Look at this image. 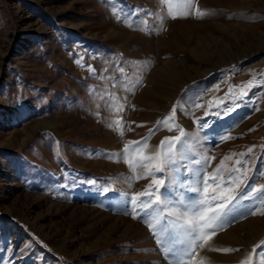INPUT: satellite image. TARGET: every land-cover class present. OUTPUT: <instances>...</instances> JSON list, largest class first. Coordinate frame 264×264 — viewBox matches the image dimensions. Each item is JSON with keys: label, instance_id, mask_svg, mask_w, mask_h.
I'll return each mask as SVG.
<instances>
[{"label": "rangeland", "instance_id": "1", "mask_svg": "<svg viewBox=\"0 0 264 264\" xmlns=\"http://www.w3.org/2000/svg\"><path fill=\"white\" fill-rule=\"evenodd\" d=\"M169 3L175 19L161 0H0V264H168L127 214L152 177L106 153L143 140L127 156H151L175 125L180 158L157 173L169 207L183 211L184 165L201 156L211 173L253 148L247 183L264 186V0ZM254 203L239 200L196 261L240 264L264 241Z\"/></svg>", "mask_w": 264, "mask_h": 264}, {"label": "snow or ice", "instance_id": "2", "mask_svg": "<svg viewBox=\"0 0 264 264\" xmlns=\"http://www.w3.org/2000/svg\"><path fill=\"white\" fill-rule=\"evenodd\" d=\"M193 0H187L190 6ZM162 4H167L169 7L170 18H177L171 15V4L169 0H161ZM206 13L198 11L195 13L202 18ZM183 15L187 16L188 13ZM131 26V25H130ZM81 63V61H77ZM90 71L94 69L89 66ZM123 71V69H121ZM250 89L255 86L253 81L247 82ZM243 95H247L246 91H241L240 99ZM176 106H173L172 114L165 117L158 124L167 125L170 120H175ZM207 114V113H206ZM176 129L181 133L179 136L165 137L160 141V148L155 154L151 156L141 157L139 148H136L137 155L129 159L127 156L129 147L131 145H140L146 143L144 141H131L125 145L123 153L107 154L115 155L117 157L124 155L125 162L135 172L137 167L145 169L144 176H151L152 180L145 190L134 194L130 199L131 212L133 218H143L147 227L152 231L156 239L157 245L166 257H171L168 264H203V262L196 261L198 249L205 248L211 239L217 234V230L223 228V219L234 210L235 205L241 199L258 200L259 203H254L253 210L248 212V215H264V186L255 187L247 183L248 173L251 171L247 167L248 161L243 157L249 155L253 148H249L247 153H241L242 159L236 161V166L225 169L224 161L220 162L215 170L211 173L207 172V167L214 157L201 156L199 159L189 161L184 165L185 174L190 179L183 180L179 183V188L183 192L179 195V204L183 205V211L178 207H169L173 201L167 198V194L172 192V188L166 186L165 179L158 178L157 173L171 174L174 166L177 164L180 154L177 152V144L181 142L185 133L179 125H175ZM170 131L172 129H169ZM151 129L149 132L151 133ZM251 131V129H250ZM123 133H121V136ZM231 136H223L221 140L231 139ZM147 138H144L146 140ZM255 147V146H253ZM230 157H225L229 159ZM241 165L244 166V171L241 173ZM178 172L179 170L176 169ZM229 173L228 178H223V172ZM264 176V171L260 173ZM135 179L142 178L137 175ZM91 183H95L92 181ZM171 185L177 183L176 178H172ZM222 185H229L223 187ZM235 185V189L231 187ZM241 185L244 189L241 190ZM166 187V193H161V187ZM185 193H194V196H185ZM229 193H232L231 195ZM167 210V211H166ZM141 214H143L141 216ZM264 247V241L260 244L254 245L252 252L240 264H264V253H261L257 258V249ZM217 252H238V248H216Z\"/></svg>", "mask_w": 264, "mask_h": 264}]
</instances>
